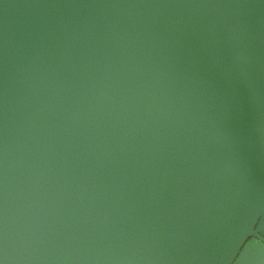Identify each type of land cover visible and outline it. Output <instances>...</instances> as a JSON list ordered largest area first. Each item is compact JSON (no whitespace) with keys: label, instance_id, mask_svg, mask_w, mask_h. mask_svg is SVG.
Here are the masks:
<instances>
[{"label":"water","instance_id":"1","mask_svg":"<svg viewBox=\"0 0 264 264\" xmlns=\"http://www.w3.org/2000/svg\"><path fill=\"white\" fill-rule=\"evenodd\" d=\"M0 264H264V0H0Z\"/></svg>","mask_w":264,"mask_h":264}]
</instances>
